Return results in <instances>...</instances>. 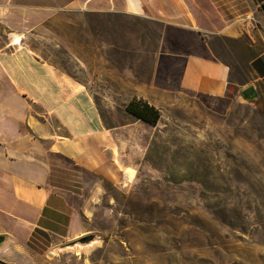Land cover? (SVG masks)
Returning <instances> with one entry per match:
<instances>
[{
  "label": "crops",
  "instance_id": "crops-1",
  "mask_svg": "<svg viewBox=\"0 0 264 264\" xmlns=\"http://www.w3.org/2000/svg\"><path fill=\"white\" fill-rule=\"evenodd\" d=\"M263 3L0 0V236H6L0 264H50L35 242L49 238L53 246L83 234L90 199L86 176L127 178V170L144 158L163 112L189 95L222 97L232 85L240 94L254 86L264 103ZM69 14L109 16V31L117 30L121 17L126 31L141 32L139 43L130 46L148 58V72L142 78L127 67L119 77L127 85L126 121L108 124L102 115L99 97L120 92L113 82H100L111 76L90 79L83 68L111 62L103 50L116 46L115 36L97 37L104 23H73L82 35L71 57L77 72L46 54L45 48L68 38ZM88 29L91 38L84 36ZM244 69L249 78L239 82ZM135 97L161 110L158 124L127 111ZM116 101L108 108H118Z\"/></svg>",
  "mask_w": 264,
  "mask_h": 264
},
{
  "label": "rangeland",
  "instance_id": "rangeland-1",
  "mask_svg": "<svg viewBox=\"0 0 264 264\" xmlns=\"http://www.w3.org/2000/svg\"><path fill=\"white\" fill-rule=\"evenodd\" d=\"M108 18L69 14L68 38L45 50L62 60L59 67L75 73L72 56L82 35L73 23H104L97 37L115 36L116 46L103 50L111 62L83 68L90 79L111 76L100 82H113L119 94L99 98L106 122L118 124L126 121L128 98L119 77L134 67L143 78L148 58L142 60L140 49L133 54L130 46L139 43L141 32L126 31L121 17L117 30L109 31ZM93 33L88 29L84 36ZM243 74L236 80L246 81L249 72ZM114 98L118 108L112 110ZM152 131L144 158L123 181L86 176L90 199L81 236L97 232L100 242L50 253L58 244L47 238L35 247L50 264H264V103L244 100L235 85L222 97L189 95L165 110Z\"/></svg>",
  "mask_w": 264,
  "mask_h": 264
},
{
  "label": "water",
  "instance_id": "water-1",
  "mask_svg": "<svg viewBox=\"0 0 264 264\" xmlns=\"http://www.w3.org/2000/svg\"><path fill=\"white\" fill-rule=\"evenodd\" d=\"M261 9L264 12V3L261 5ZM244 100H256L258 99V92L254 86H249L241 93ZM103 236L100 233L94 232L86 234L75 239L63 242L53 247L50 253L61 252L67 249H84L88 248L102 240ZM6 236H0V245L5 241Z\"/></svg>",
  "mask_w": 264,
  "mask_h": 264
},
{
  "label": "trees",
  "instance_id": "trees-1",
  "mask_svg": "<svg viewBox=\"0 0 264 264\" xmlns=\"http://www.w3.org/2000/svg\"><path fill=\"white\" fill-rule=\"evenodd\" d=\"M127 111L152 125L158 124L161 119V110L144 98L135 97L127 105Z\"/></svg>",
  "mask_w": 264,
  "mask_h": 264
}]
</instances>
